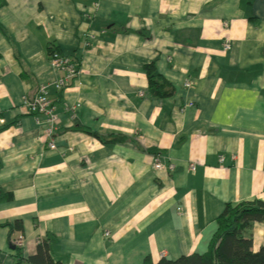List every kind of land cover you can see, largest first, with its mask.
Masks as SVG:
<instances>
[{"label": "crops", "instance_id": "1", "mask_svg": "<svg viewBox=\"0 0 264 264\" xmlns=\"http://www.w3.org/2000/svg\"><path fill=\"white\" fill-rule=\"evenodd\" d=\"M2 1L0 264L47 237L61 264L177 261L207 252L229 208L264 203V0ZM51 49L78 66L63 92ZM40 87L50 138L21 105ZM239 230L264 247V224Z\"/></svg>", "mask_w": 264, "mask_h": 264}, {"label": "trees", "instance_id": "2", "mask_svg": "<svg viewBox=\"0 0 264 264\" xmlns=\"http://www.w3.org/2000/svg\"><path fill=\"white\" fill-rule=\"evenodd\" d=\"M2 5L3 1L0 0V7ZM0 32L10 41L1 26ZM53 53L63 56L59 49H51L49 57ZM17 59L20 60L18 55ZM70 63L78 70L76 60L70 59ZM144 70L149 88L157 99H167L173 96V85L157 73L155 64L145 65ZM89 134L95 135V133ZM124 140L122 136H115L109 137L104 142L116 144ZM254 224H264V203L257 202L255 206L241 205L229 208L227 214L219 219L216 233L211 239L206 253L183 256L177 261L162 260L157 264H264V247H260L254 252L249 240L245 239L239 230L243 225ZM52 242V237L40 241L36 255L27 260L18 254L15 264H61L55 262L51 257ZM145 264H152L149 258H146Z\"/></svg>", "mask_w": 264, "mask_h": 264}, {"label": "built area", "instance_id": "3", "mask_svg": "<svg viewBox=\"0 0 264 264\" xmlns=\"http://www.w3.org/2000/svg\"><path fill=\"white\" fill-rule=\"evenodd\" d=\"M226 48H229V45L226 46ZM49 66L57 71H61L64 73V78L60 79L58 83L55 85L56 89L58 91H64L66 89V86H68L69 81L71 79H75L78 76V72L75 69L73 65H71L70 60L67 59L64 56H60L58 53H53L49 57ZM189 87V84L186 85ZM21 105L25 107L28 110V113L31 116H34L37 118V120L44 124L46 126V129L44 131L45 137L50 138L53 134V130L55 127V124L57 122V115H56V107L50 102V100L47 98V93L44 87H40L38 90V93L33 98H26L23 97L21 99ZM0 131H1V125H0ZM49 148L51 150H55V145L51 143L49 145ZM163 169V165L161 164L158 157H156L153 160V163L150 168V173H155L157 171H161ZM171 170L174 169V167H170ZM190 171H195L194 165L190 167ZM24 239L19 237L15 240V246L17 248H23L24 247ZM163 255L160 257V259H163Z\"/></svg>", "mask_w": 264, "mask_h": 264}]
</instances>
